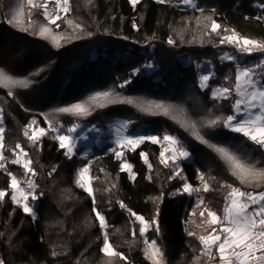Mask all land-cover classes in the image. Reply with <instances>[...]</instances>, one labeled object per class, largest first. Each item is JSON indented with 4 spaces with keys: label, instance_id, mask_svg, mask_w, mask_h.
Wrapping results in <instances>:
<instances>
[{
    "label": "trees",
    "instance_id": "16d2710c",
    "mask_svg": "<svg viewBox=\"0 0 264 264\" xmlns=\"http://www.w3.org/2000/svg\"><path fill=\"white\" fill-rule=\"evenodd\" d=\"M201 1L196 8H182L157 0H139L136 5L131 0H69L70 11L58 20L59 28L48 25L54 33L64 35L57 47L51 38L38 35L39 27L47 25L41 9L28 6L24 0H0V69L14 78L31 81L26 88L12 89L13 95L0 86L5 162L11 171L20 174L21 167L10 163L16 156L11 149L19 143L35 169L38 195V217L33 219L22 206L12 202L11 178L0 169V190L7 193L0 200L3 264H153L144 254L140 224L128 209L149 222H157L159 230L153 226L147 234L163 253V264H207L198 237L211 231L205 223V208L223 214L230 189L222 185L264 191V183L260 187L255 183L242 185L217 152L182 126L186 121L199 124L209 116L229 115L222 101L212 99L208 88L202 90L199 86L197 66L214 60L217 77L224 76L226 67L219 57L235 47L221 44L220 39L231 29L242 36L264 40V0ZM21 2L18 19L22 23L10 22ZM65 17L73 25H68ZM206 17L221 26L219 35L211 32V22ZM170 38L173 44L168 43ZM257 56L248 55L246 60ZM110 90L136 103L93 105L87 116L54 111ZM149 102L170 106L169 114L150 107ZM117 118L129 120L132 130L146 125L154 134L169 131L177 135L193 153L191 161L183 162V173L191 185L201 189L200 201L183 192L182 179L174 175L171 167L160 163L159 143L145 140L135 150L127 151L135 174L131 178L121 170L123 161L109 150L110 144L94 146L90 157L83 158V147L73 156L66 154L49 133L35 145L23 134L33 120L36 126L46 128L49 122L55 126L75 122L105 126ZM200 131L213 144L231 150L247 163L264 167V150L242 134L222 124L202 127ZM141 153L147 154L151 170ZM83 165H89L95 177V204L75 182ZM201 174L209 184L208 191L202 190ZM94 207L108 222L114 249L127 259L109 257L101 251L104 234Z\"/></svg>",
    "mask_w": 264,
    "mask_h": 264
},
{
    "label": "snow or ice",
    "instance_id": "6c2138e0",
    "mask_svg": "<svg viewBox=\"0 0 264 264\" xmlns=\"http://www.w3.org/2000/svg\"><path fill=\"white\" fill-rule=\"evenodd\" d=\"M48 2L49 0H45L43 5L45 8L43 15L47 21V25H41L39 27L38 35L51 38L53 44L59 47V40L64 38V35L62 33H54L52 28L48 25H56V27L59 28L60 25L57 24V21L62 17L58 13L53 15L47 10ZM54 2L57 5V9H61V0H54ZM131 2L135 5L138 0H131ZM159 2L164 3L165 0H159ZM28 3L31 4L32 0H28ZM182 3L196 7L193 0H182ZM62 5V11L64 13L70 11L69 0H62ZM19 9H22V2L18 5V10L13 12L12 21L10 22L15 21L17 23H22V21L18 19ZM205 19L211 22V32L219 35L218 29L221 26L211 17H206ZM66 22L68 25H73L74 23L70 19H66ZM197 23H200L199 19H197ZM28 26L31 27L30 17ZM74 27L79 28L81 25L75 24ZM205 27H208V25H205ZM168 43L173 44L174 41L170 38ZM220 43L232 44L241 54L251 55L253 53H261L262 58L254 65L237 64L235 71V84L232 88L219 87L212 89L213 99H228L231 97L232 93L235 92L236 99L232 106L234 109L233 114L226 117L219 115L209 116L199 124L195 121H186L182 126H184L186 130H189L195 139L217 152L221 158L228 163L231 174L235 176L242 185L255 183L257 187H260L261 183H264V167H258L256 164L247 163L231 150L213 144L201 134L200 129L202 127L215 128L222 124L231 131L242 134L247 140L264 150V40L258 41L253 38L245 37L236 33L235 30H232L231 35H224L221 37ZM222 59L235 60L236 57L225 54ZM148 67H151V65H148ZM134 71L138 72L139 69ZM35 74L38 75L39 72ZM212 75V73H209L199 76V86L202 89L209 87L208 81ZM30 83L31 81L27 78H14L7 74L3 69H0V86L8 88L10 90L9 95H13V92L11 91L12 89L16 87L26 88ZM124 83H128V81H125ZM120 86L123 87V84ZM115 103L134 104L136 102L132 98H120L118 93L114 90H110L96 92L94 95L90 96L87 101L57 108L54 111L76 116H87L91 114V107L93 105L106 107L109 104ZM149 106L161 110L164 115H168L170 111V106L163 103L149 102ZM143 110L147 111L148 109L144 108ZM36 123V120H33L31 124L24 129L23 133L33 145L47 135L49 130L54 133L60 132L59 127L55 126L52 122H49L47 130L44 127H39L38 129H33L30 134L29 129H31L32 125H35ZM78 126L79 125L74 124L67 129V133L74 132ZM122 127L126 129L128 127L127 122L123 124ZM4 132L5 128L3 127L2 112H0V169L8 172V175L11 178L9 187L11 189L12 202L18 205L22 204L24 212L32 213L33 209L27 201L29 195H31L32 200L38 198L34 194L37 185L33 179L29 178L24 181L27 185L26 190L21 186V182L18 181L17 177L8 171L7 164L5 163L7 158L4 155ZM54 138L58 140L59 147L66 150V154L74 153L75 143L71 135L59 134ZM145 140L160 143V139L155 135H124L117 140V144L120 147H131L132 150H135V148ZM163 141L167 142L168 147L163 148L160 152V163L165 167H172L175 174L180 176L181 173L178 170L177 161L178 159L189 158L190 153L181 144L177 137L165 134L163 136ZM17 149L19 152L16 151ZM11 151L16 155V158L12 159L10 163L22 165L25 169L26 176L29 174L34 176L36 174L35 169L31 167V160L28 158V153L21 147V145L17 143L15 148L11 149ZM114 152L118 159L123 155L121 151L114 150ZM166 152H170L171 155L166 157ZM141 155L144 162L148 164V168L151 170L152 165L148 161L147 154L141 153ZM169 161H171V164ZM120 167L122 171H131V165L127 164L126 161L121 163ZM53 171H55V169ZM89 173L90 168L88 165H85L79 170L75 182L93 198V203L95 204L94 188L92 187V180L95 179V177H90ZM134 175L135 174L132 173L131 178H134ZM200 180L203 184L202 190L208 191L209 184L203 174L200 175ZM222 186H226L230 189L225 197L222 216L218 215L215 211L205 208L209 218L205 223L211 226V231L208 232L207 235H200L198 237L202 246L203 255L210 261L217 260L218 258V264H264V191L256 193L243 191L241 188L233 187L232 185ZM200 190L201 189L194 188L186 182L183 183V192L185 193L191 194ZM6 194V190H0V200H3ZM201 203H203L202 200ZM120 206L121 208L125 207L123 202H121ZM93 211L95 212V216L99 221L101 229H106L108 225L105 216L97 211L95 207L93 208ZM128 211L130 215L135 216L136 221H139V233L141 236H143L150 227L155 226L156 230H159L155 219L149 222L143 216L132 212L131 209H128ZM203 215L204 213L201 212V216ZM133 234L135 235V233ZM189 235H194V233L189 232ZM101 251L109 257L118 256L127 259L126 257H123V253L117 252L114 249L113 245L110 243L107 231H105L103 235V247ZM144 254L153 262V264H160L163 258V253L154 240L148 244ZM0 264H3L2 260H0ZM108 264H111V261H108Z\"/></svg>",
    "mask_w": 264,
    "mask_h": 264
},
{
    "label": "rangeland",
    "instance_id": "374dc122",
    "mask_svg": "<svg viewBox=\"0 0 264 264\" xmlns=\"http://www.w3.org/2000/svg\"><path fill=\"white\" fill-rule=\"evenodd\" d=\"M157 1H159V0H157ZM138 2H139V0H138ZM165 2L174 3V4H176V5H178L179 7H182V8H196V7H198V5L202 1L201 0H193V3L196 5V7H192L191 5H185V4H183L182 3V0H165ZM24 3L27 4L30 7H38L39 9L42 10L43 13L45 11V8L43 7V5L45 3V0H32V3L31 4L28 3V0H24ZM62 6H63L62 5V0H61V9H59V10L57 9V5L55 4L54 0H49V2L47 4V10L49 12H51L53 15H56L58 13L62 17V16L65 15V13L62 11ZM69 7H70V3H69ZM232 30L233 29H231L230 33H228L227 35H231L232 34ZM235 32L238 33L236 30H235ZM235 52H237L236 48L234 50H226V51H224L220 55V57H219L220 63H221V65L223 64V66L226 67V71L224 73V76H222V77H217V75H218V69L216 68V64H215L214 60L208 59L204 63H200L197 66L199 68L200 75H202V74H209V73H212L213 74L211 76L210 80L208 81V85H209V87H208L209 96L211 98H212V89L219 88V87H229V88H232L234 86V84H235V71H236L237 64H241V65H254L258 60H260L262 58V54L261 53H253L251 55L259 54V56L255 57V58H249V59L246 60V58L248 57V55L241 54V55L238 56V54H236ZM225 54L232 55V56L236 57V59L235 60L222 59V57ZM231 62H233L235 64H233ZM226 77H227V79H226ZM202 90H205V89H202ZM235 99H236V94H235V92H233L232 95H231V97L228 98V99H216V100L222 101L224 103V105L226 106V108L230 111L229 112V115H231V114L234 113V109H233L232 106L234 104ZM2 119H3V117H2ZM126 122L128 124V127L125 129V128L122 127V125L125 124ZM74 124L75 125H79V126L76 128V130L74 132L67 133V129L70 128V127H72ZM74 124H72L71 126H64V125L60 124V125L57 126V127L60 128V132L54 133V132H51L49 130L47 132V134L49 133L53 137H55V136H57L59 134H69V135H71L73 137V140H74V143H75V151H74V153L69 154V155L73 156L80 147H83L84 149H83V151L81 153V155H82L83 158H89L90 157V155L92 154V152L94 150V146L102 147L104 145L110 144L109 150L110 151H113V152H114V150L121 151L123 153V155L121 157L122 161L123 162L126 161L127 164H130V165H131V163L127 159L126 153H127V151L132 150V148L131 147H120L117 144V140L121 136H124V135H132V136H136V135H145V136L155 135V136H157L160 139V143L159 144L162 146V150H163V148L168 147L167 142L163 141V136L165 134H170V135H172L174 137H177L179 139V137L177 135L172 134L169 131H164L161 135L154 134L153 132L147 130L146 125H142L138 129L132 130L131 127H130V121L127 120V119H123V118H117V119L110 120V121H108L106 123L105 126H103V125H97V124H92V123H88V122H75ZM3 127L5 128V122H4V120H3ZM39 127H41V126L32 125V128L29 129V133L31 134V131L33 129H38ZM45 129L47 130L48 129V126ZM179 141L181 142L180 139H179ZM181 144L190 153V156L187 159H178V161H177L178 170L181 173V175L178 176V177H180V178L182 177L183 178V179L181 178L182 181H183V183L186 182V183L190 184L188 182L185 174L183 173V166H182V164L185 161H191L193 159V153L191 151H189L187 149V147L182 142H181ZM17 152H19V150H17ZM170 155H171L170 152H166L165 153V156L166 157L167 156H170ZM15 158H16V156H15ZM169 163L171 164V161H169ZM17 166H20L21 167V170H20V174L19 175L16 174V173H14L13 171H11L10 168H9V165L7 164L8 171L11 172L13 175H15L17 177L18 181L21 182V186L24 187L27 190V185H26V183H24V181L27 180V179H29V178L33 179V176L31 174H29L28 176H26L25 175V169L22 167V165H17ZM84 166L85 165L81 166L80 169L82 167H84ZM172 170H173V168H172ZM127 172L129 173L130 176H131L132 173H134L133 172L132 165H131V171L130 172L127 171ZM173 173H174V175H176L174 170H173ZM89 176L92 177L91 176V172L89 173ZM92 182H93V180H92ZM92 187H93V183H92ZM193 187L199 189L198 187H195V186H193ZM35 190H34V194L38 197V195H37V193H36ZM189 196H193L194 198H197V199L199 198V201H200V197H199L200 196V191L193 192V193L189 194ZM27 202L30 204V207L33 209V212L32 213H29V214L33 217V219H36L38 217V211L36 209V205H37V202H38V198L35 199V200H32L31 195H29ZM20 206H22V204H20ZM217 214L222 216V214H219V213H217ZM207 219H209L208 218V215L206 217V220ZM106 222H107V220H106ZM107 225H108V222H107ZM150 228L148 229V231L150 230ZM105 231H107V233L109 235L108 226H107L106 229H103V234H104ZM148 231L144 234V238H145V249L148 246V244H150L152 242V241H149L148 240V234H147ZM110 243H111V241H110ZM158 248H159V246H158ZM160 264H163V259L161 260ZM207 264H218V258H217V260H211V261L208 259Z\"/></svg>",
    "mask_w": 264,
    "mask_h": 264
}]
</instances>
